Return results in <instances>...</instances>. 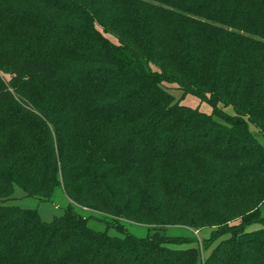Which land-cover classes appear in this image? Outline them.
<instances>
[{"label": "trees", "instance_id": "1", "mask_svg": "<svg viewBox=\"0 0 264 264\" xmlns=\"http://www.w3.org/2000/svg\"><path fill=\"white\" fill-rule=\"evenodd\" d=\"M263 204L264 0H0V264H264Z\"/></svg>", "mask_w": 264, "mask_h": 264}, {"label": "rangeland", "instance_id": "2", "mask_svg": "<svg viewBox=\"0 0 264 264\" xmlns=\"http://www.w3.org/2000/svg\"><path fill=\"white\" fill-rule=\"evenodd\" d=\"M4 79H8L7 76H3ZM168 91L175 96L176 98H180L181 93L170 88L168 89ZM181 104L188 106L190 108H197L199 111L206 113V114H210L211 113V108L204 102H201L200 100H198L197 98L187 95L184 97V99L181 101ZM224 111L228 114H233L231 108H227L224 109ZM250 129L253 131L254 128L252 126H250ZM6 204L9 205H14L17 207H20L22 209H33L36 210L37 213L39 214V217L42 221L44 222H51L54 218L59 217L60 215H62L64 209L70 204L69 199L66 197V195L60 191V190H56L51 199L48 201H44V200H40V199H36V198H28V197H24L23 193L21 192V190L19 188H15L13 196L11 198V200L9 202H7ZM79 214L83 215V216H87L89 214V212L81 209V210H76ZM260 215L264 217V204L260 207ZM90 225L97 229V230H103L104 226L102 224H100L98 221H91ZM260 225L255 224L250 226L247 231H253V230H257L259 229ZM129 233H131L132 235L136 236V237H144L147 235L148 229L146 227L143 226H136V225H129L127 227ZM211 229L207 228L204 230H200L198 232H194L196 238H197V244H193V245H197L198 247L201 246L202 242L204 240H207L210 237L211 234ZM110 234H115L112 231H109ZM168 234L170 236H186L188 235V231L178 228V227H174V228H169L168 229ZM219 241V240H218ZM216 241L214 244H212V248L217 244ZM177 249H185L186 246L182 245V246H178L176 247ZM211 248L206 251V252H202V259H205L208 254L210 253Z\"/></svg>", "mask_w": 264, "mask_h": 264}]
</instances>
